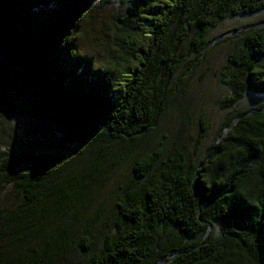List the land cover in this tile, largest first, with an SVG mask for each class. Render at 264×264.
Segmentation results:
<instances>
[{"label":"trees","instance_id":"obj_1","mask_svg":"<svg viewBox=\"0 0 264 264\" xmlns=\"http://www.w3.org/2000/svg\"><path fill=\"white\" fill-rule=\"evenodd\" d=\"M262 16L264 0H0V120L39 125L56 150L0 146V201L9 189L16 203L0 204V264H264V104L228 119L201 162L205 120L193 154L178 138L132 157L180 80L225 42L239 40L220 108L264 98V20L213 38ZM96 22L99 57L83 49ZM79 146L90 162L64 176ZM128 155L129 178L95 236L99 215L82 221Z\"/></svg>","mask_w":264,"mask_h":264},{"label":"rangeland","instance_id":"obj_2","mask_svg":"<svg viewBox=\"0 0 264 264\" xmlns=\"http://www.w3.org/2000/svg\"><path fill=\"white\" fill-rule=\"evenodd\" d=\"M99 19V18H98ZM264 20V16L254 21L240 20L226 23L213 34V38L220 36L222 33L231 31L234 28L244 27L246 25ZM111 20L107 19L110 24ZM94 25H97L94 28ZM103 28L98 22L86 30L87 38L83 41L84 50L88 51L89 46L93 49V54L97 57L96 47L99 38H104ZM97 38V39H96ZM96 39V40H94ZM239 44V40L228 41L212 50L204 59L202 64L195 71H189L183 77L177 87V92L172 96L166 106L158 127L141 140L135 149L137 154H146L157 148H163L165 152L172 149L174 143H178V138L183 139L187 145L190 154H193L194 140L202 128V120L209 124L208 136L205 139L199 154L195 157L197 162L204 160L208 149L216 143L224 124L231 119L236 113L254 109L264 104V98L247 97L242 101L235 110H223L219 103L226 99L230 94L227 88L221 82V73L226 63L228 54ZM95 57V56H94ZM186 67L183 68V70ZM39 125H33L24 119H4L0 120V146L3 149H19L36 151L33 145H39L43 141L48 149L42 152L55 153L52 142L46 141V134ZM31 146V147H30ZM64 153H62L63 155ZM125 154V152H124ZM67 158L65 166L62 167L64 176L73 174L83 169L89 164L91 155L84 147H74L64 155ZM122 161L114 168V171L107 176V185L100 193L99 200L91 207L89 214L82 221L84 227H88V218H95L99 215V220L94 226H90L91 232L97 236L103 223L107 222L113 212L114 204L118 193V187L126 182L129 178V168L131 158ZM1 207L15 205V198L9 194V189L2 194ZM59 222L54 224L58 225ZM52 226V225H51ZM71 258L77 259L76 250L72 251Z\"/></svg>","mask_w":264,"mask_h":264}]
</instances>
